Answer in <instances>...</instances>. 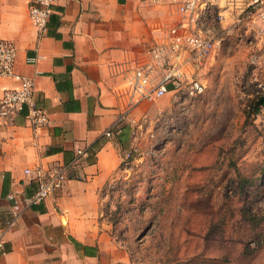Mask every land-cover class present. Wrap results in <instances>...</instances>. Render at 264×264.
Wrapping results in <instances>:
<instances>
[{"label":"crops","instance_id":"crops-1","mask_svg":"<svg viewBox=\"0 0 264 264\" xmlns=\"http://www.w3.org/2000/svg\"><path fill=\"white\" fill-rule=\"evenodd\" d=\"M32 1L0 0V39L16 46L15 73L33 79L37 105L49 118L35 130L26 106L0 117V224L18 216L0 264H131L103 218L101 194L155 103L119 121L116 91L179 16L148 0H64L42 33L29 18ZM18 86L16 78H0V100ZM59 164L69 167L66 188L28 206L35 186L25 170Z\"/></svg>","mask_w":264,"mask_h":264},{"label":"rangeland","instance_id":"rangeland-1","mask_svg":"<svg viewBox=\"0 0 264 264\" xmlns=\"http://www.w3.org/2000/svg\"><path fill=\"white\" fill-rule=\"evenodd\" d=\"M212 27L203 95L149 105L102 191L103 218L131 264H264V21Z\"/></svg>","mask_w":264,"mask_h":264},{"label":"built area","instance_id":"built-area-1","mask_svg":"<svg viewBox=\"0 0 264 264\" xmlns=\"http://www.w3.org/2000/svg\"><path fill=\"white\" fill-rule=\"evenodd\" d=\"M64 0H33L29 6V18L40 32L46 30L54 7ZM154 5L171 7L179 16V21L163 29L164 38L149 51L142 63L126 73L117 97L123 113L119 121L143 103H154L168 94L175 100L196 99L203 95L205 86L198 78L199 71L214 56L218 42L209 34L212 23L222 24L230 20L231 26L264 21V0H148ZM219 11L216 13L214 9ZM16 46L0 39V78H16L19 86L4 91L0 100V117L10 118L18 109L28 108L27 119L36 130L49 123L46 113L38 107L35 99L33 79L15 73ZM34 62V59H30ZM166 119V115H160ZM145 120V121H144ZM136 125L134 135H138L144 125ZM142 121V122H143ZM107 137L112 133L107 132ZM81 155L82 152L80 151ZM25 175L34 183L33 195L27 200L28 206L42 203L62 192L70 182L69 167L58 165L52 168L42 166L25 170ZM18 216L0 224V249L5 238L14 227Z\"/></svg>","mask_w":264,"mask_h":264},{"label":"water","instance_id":"water-1","mask_svg":"<svg viewBox=\"0 0 264 264\" xmlns=\"http://www.w3.org/2000/svg\"><path fill=\"white\" fill-rule=\"evenodd\" d=\"M258 106L264 105V96L260 98V100L257 103Z\"/></svg>","mask_w":264,"mask_h":264},{"label":"trees","instance_id":"trees-1","mask_svg":"<svg viewBox=\"0 0 264 264\" xmlns=\"http://www.w3.org/2000/svg\"><path fill=\"white\" fill-rule=\"evenodd\" d=\"M259 110L258 109H255V112H258ZM131 259V258H130ZM131 261L133 262V260L131 259Z\"/></svg>","mask_w":264,"mask_h":264}]
</instances>
